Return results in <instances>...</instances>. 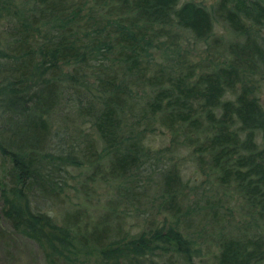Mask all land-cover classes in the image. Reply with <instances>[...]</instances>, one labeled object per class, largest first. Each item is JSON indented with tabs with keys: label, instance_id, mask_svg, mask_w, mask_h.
I'll list each match as a JSON object with an SVG mask.
<instances>
[{
	"label": "trees",
	"instance_id": "trees-1",
	"mask_svg": "<svg viewBox=\"0 0 264 264\" xmlns=\"http://www.w3.org/2000/svg\"><path fill=\"white\" fill-rule=\"evenodd\" d=\"M263 31L264 0H0L2 219L43 264H264Z\"/></svg>",
	"mask_w": 264,
	"mask_h": 264
},
{
	"label": "rangeland",
	"instance_id": "rangeland-1",
	"mask_svg": "<svg viewBox=\"0 0 264 264\" xmlns=\"http://www.w3.org/2000/svg\"><path fill=\"white\" fill-rule=\"evenodd\" d=\"M187 0H180L184 2ZM197 3H201L208 8L217 1V0H192ZM264 35V31L262 32ZM184 42L182 44L183 49L189 50V55L193 61L205 58L207 55V44L205 42L194 43L190 37L185 34ZM216 38V41L210 39V43L215 45V50H223L229 42L235 39V36L231 30L220 21H216L214 24L213 36L212 39ZM259 98L262 106L264 107V85L259 93ZM172 140L171 133L167 132L165 129L156 130V133L150 136L148 139V144L152 148H160L169 145ZM181 164L182 176L186 183L193 185L199 184L205 180V176L200 174L195 165L193 164L192 158L188 156L187 153L182 152L175 156ZM73 175L79 173V170L72 171ZM74 176V177H75ZM77 178L75 177V180ZM84 177L80 175L78 180L82 181ZM73 185V184H72ZM74 186V185H73ZM88 200L91 201L90 205L92 208L101 206L104 204L105 199L109 197L110 183L109 182H100L99 185L88 184ZM69 196L72 197V191H69ZM61 212L60 208H54V213L58 214ZM209 255L205 256V260L200 262V264H210L211 259H208ZM197 261V260H196ZM94 264V262H91ZM0 264H43V256L37 247V245L30 239L16 234L12 228L2 219L0 215Z\"/></svg>",
	"mask_w": 264,
	"mask_h": 264
}]
</instances>
